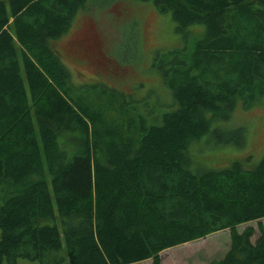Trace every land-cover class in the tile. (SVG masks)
I'll use <instances>...</instances> for the list:
<instances>
[{
	"label": "trees",
	"instance_id": "1",
	"mask_svg": "<svg viewBox=\"0 0 264 264\" xmlns=\"http://www.w3.org/2000/svg\"><path fill=\"white\" fill-rule=\"evenodd\" d=\"M84 1L0 0V264H159L223 229L210 264H264L261 230L234 231L264 217V152L205 171L188 157L212 120L264 99V0H143L191 39L157 59L174 107L154 121L121 91L71 82L51 41Z\"/></svg>",
	"mask_w": 264,
	"mask_h": 264
},
{
	"label": "rangeland",
	"instance_id": "2",
	"mask_svg": "<svg viewBox=\"0 0 264 264\" xmlns=\"http://www.w3.org/2000/svg\"><path fill=\"white\" fill-rule=\"evenodd\" d=\"M201 27H188V35H196ZM190 40L184 41L170 14L157 12L150 1L85 0L66 32L51 41V46L59 53L72 83L121 91L139 102L138 110L153 120L174 107L157 59L189 46ZM263 152L264 99H258L248 107L238 102L226 119L212 120L208 132L192 143L188 157L193 171H205L227 167L234 160L252 167ZM247 228L252 229L250 241L254 242L260 230L264 234V217L238 224L234 231L241 233ZM229 242L230 230H219L160 251L159 264H210L223 255ZM17 264L37 263L19 259Z\"/></svg>",
	"mask_w": 264,
	"mask_h": 264
}]
</instances>
